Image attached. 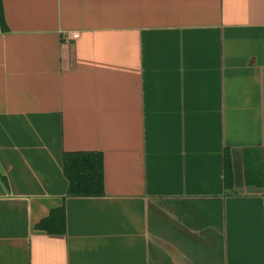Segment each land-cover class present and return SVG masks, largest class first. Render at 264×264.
Returning <instances> with one entry per match:
<instances>
[{
    "label": "crops",
    "instance_id": "crops-1",
    "mask_svg": "<svg viewBox=\"0 0 264 264\" xmlns=\"http://www.w3.org/2000/svg\"><path fill=\"white\" fill-rule=\"evenodd\" d=\"M2 6L0 264H264V0ZM70 151L103 153V195H68Z\"/></svg>",
    "mask_w": 264,
    "mask_h": 264
},
{
    "label": "trees",
    "instance_id": "trees-1",
    "mask_svg": "<svg viewBox=\"0 0 264 264\" xmlns=\"http://www.w3.org/2000/svg\"><path fill=\"white\" fill-rule=\"evenodd\" d=\"M0 15L4 22L2 0ZM245 177L248 185L264 187V150L245 149ZM224 187L229 190L234 186L232 153L224 150ZM63 170L69 181L70 196H101L104 194V156L100 151H70L63 155ZM38 229L52 234L66 232V211L62 206L53 209L48 217L38 225Z\"/></svg>",
    "mask_w": 264,
    "mask_h": 264
},
{
    "label": "built area",
    "instance_id": "built-area-1",
    "mask_svg": "<svg viewBox=\"0 0 264 264\" xmlns=\"http://www.w3.org/2000/svg\"><path fill=\"white\" fill-rule=\"evenodd\" d=\"M78 36H79L78 33H74V34L72 35L73 38H77Z\"/></svg>",
    "mask_w": 264,
    "mask_h": 264
}]
</instances>
